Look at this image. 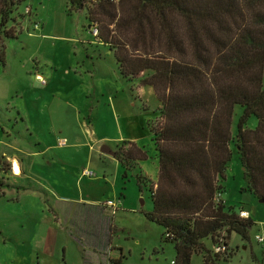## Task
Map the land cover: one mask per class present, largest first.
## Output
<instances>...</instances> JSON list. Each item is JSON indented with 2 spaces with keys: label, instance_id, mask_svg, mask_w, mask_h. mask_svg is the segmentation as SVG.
<instances>
[{
  "label": "rangeland",
  "instance_id": "rangeland-1",
  "mask_svg": "<svg viewBox=\"0 0 264 264\" xmlns=\"http://www.w3.org/2000/svg\"><path fill=\"white\" fill-rule=\"evenodd\" d=\"M67 1L24 0L21 12L28 8L30 17L15 26L16 38L4 43L0 155L17 159L23 174L7 181L10 187L0 188V264H110L107 221L116 228L111 241L121 248L123 264H173V244L144 216L152 210V200L148 189H138L139 171L131 167L123 180L117 161L99 151L104 144L114 148L109 140L134 126L151 139L149 129L158 118L153 100L137 94L139 81L122 79L108 47L92 35L85 20L92 3L68 14ZM241 114L242 108L235 107L233 127ZM256 126L257 120L249 118L247 128ZM5 159L0 157V180L8 169ZM83 170L96 177H82ZM220 184L224 202L246 211L252 227L248 241L230 236L229 251L216 264H264V241L255 240L257 235L264 238V204L244 191L235 153ZM116 197L124 201L114 213L86 202ZM79 199L84 202L73 201ZM83 217L92 222L78 236L73 222ZM203 244L215 247L210 239ZM191 264H204L202 255L194 254Z\"/></svg>",
  "mask_w": 264,
  "mask_h": 264
},
{
  "label": "trees",
  "instance_id": "trees-1",
  "mask_svg": "<svg viewBox=\"0 0 264 264\" xmlns=\"http://www.w3.org/2000/svg\"><path fill=\"white\" fill-rule=\"evenodd\" d=\"M23 2L0 0V64L5 41L30 17L21 12ZM89 2L85 20L122 79L152 88L160 103L150 127L158 179L137 177L139 191L148 189L152 200L144 216L173 244V264H191L194 254L216 264L230 236L248 241L252 227L250 217L239 218L241 209L216 201L233 153L244 191L264 201V0H68L66 11L79 13ZM235 107L242 114L233 127ZM116 159L125 180L146 154L129 144ZM8 187L0 180V188ZM208 239L213 250L203 244ZM221 242L225 252L216 253Z\"/></svg>",
  "mask_w": 264,
  "mask_h": 264
},
{
  "label": "crops",
  "instance_id": "crops-1",
  "mask_svg": "<svg viewBox=\"0 0 264 264\" xmlns=\"http://www.w3.org/2000/svg\"><path fill=\"white\" fill-rule=\"evenodd\" d=\"M25 10H29V9L26 8ZM135 89L137 90L136 92H137L138 95L139 94L140 95H146V96H149L148 98L150 100L151 99L153 100V103L155 105V110L157 112L158 109L160 108V103L158 102L157 98L155 97L152 88L141 86L138 83V86L135 87ZM131 126H133V125H131ZM148 128H149V126H148ZM121 132H122V129H121ZM143 132L144 131H143L142 127H141V130H137L135 128V126H134V130H128L126 133H124V135L120 134L119 137L111 138V140H109V142H111V143H113L115 145L114 148H112V146H110L109 144H107V146L112 151L117 153V148H126V145L133 144L142 153L146 154V159L145 160H143V161H135L131 167H133L134 169H137L139 171V173H140V176H142L143 178L147 179L149 181V182L147 181L149 184H155L157 182V179H158V161H157L156 156L153 155V157H151L149 155L148 150L151 149L149 147L151 145L149 143H146L147 142L146 138L148 137V139H149V135H146ZM150 134H151V131H150ZM149 140H152V134H151V139H149ZM103 141H106V140L103 139ZM104 145H106V144H104ZM0 157H2V158L6 157L5 161H6V163H8V169H7L6 173L4 172L5 173V177L2 178L3 180H5L6 182L7 181H11L12 177L15 178V177H17L16 175L21 176L23 174V170L21 168V163H19V161H17V159H15L13 157L8 158L5 153H2V155H0ZM112 158H114L117 161L118 166L120 167V170H121V166H120L118 160L116 159V156L112 157ZM15 163H17V165L19 167V174H17V172L15 171ZM28 168H30V167H28ZM31 170H32V168H31ZM115 171H116V169H115ZM104 173H106V172L104 171ZM119 173L120 172L118 170V174ZM121 173H122V170H121ZM102 180H104V181L106 180V177L104 175L102 177ZM114 182H115V188H116V180ZM115 188H114V193H115V196H117ZM220 198L224 202V200L222 199V195H220ZM114 200H120L121 203H123L124 197H120V198L116 197ZM73 201L78 202V204L80 202H84L83 199L73 200ZM105 201H107V200H105ZM86 202L88 204H90L94 209H98V211L99 210L102 211V212L108 211L107 209H104L101 206V204L104 201L103 202L102 201H94V199H93V200H87ZM227 206H229V205H227ZM55 217L58 218V216H55ZM91 222L92 221H90V220L88 221L86 217L80 218L79 221L74 220V222H73V227L75 228L74 231L77 233V235L80 234V231H82L85 227H88ZM97 223H98L97 220L93 221V224H97ZM112 224H113L112 221H107V223L104 226L105 229L107 230V233H108V242H110L109 246H108V249H109V253H108L109 259H108V261H109L110 264H123L122 260L124 259V255H123V252H122L121 248L117 247V246H114L112 241H111L112 236L115 235V233H116V228L114 226H112ZM102 228H103V226H102ZM82 236H83L84 244H86L84 235H82ZM115 251L118 252L119 257H115L114 256L115 255V253H114Z\"/></svg>",
  "mask_w": 264,
  "mask_h": 264
},
{
  "label": "built area",
  "instance_id": "built-area-1",
  "mask_svg": "<svg viewBox=\"0 0 264 264\" xmlns=\"http://www.w3.org/2000/svg\"><path fill=\"white\" fill-rule=\"evenodd\" d=\"M112 3H116V0H108ZM24 13L26 15H29L30 14V11L29 10H25ZM35 28H38V26L35 24ZM97 32L95 30H93V35L96 36ZM0 72H1V68H0ZM60 146H64V144L60 143ZM82 177H87V178H95L96 177V174L93 173V172H90L88 170H83L82 172ZM221 198H220V195L217 197V202L220 201ZM120 200H107V201H104L101 206L104 208V209H107V210H110L112 211L113 213L114 212H117L120 208ZM239 218L241 219H249V214L246 212V211H240L239 214H238ZM255 240L258 242V243H262L264 241V238L262 236H259L257 235L255 237ZM225 249H226V245L225 244H222V242L220 243V245H218L216 248H215V252L216 253H224L225 252Z\"/></svg>",
  "mask_w": 264,
  "mask_h": 264
},
{
  "label": "water",
  "instance_id": "water-1",
  "mask_svg": "<svg viewBox=\"0 0 264 264\" xmlns=\"http://www.w3.org/2000/svg\"><path fill=\"white\" fill-rule=\"evenodd\" d=\"M99 151H100V153H102L104 155H108L111 157L116 156V153L114 151H112L107 145H102ZM259 202L264 204V201L262 199L259 200Z\"/></svg>",
  "mask_w": 264,
  "mask_h": 264
},
{
  "label": "bare ground",
  "instance_id": "bare-ground-1",
  "mask_svg": "<svg viewBox=\"0 0 264 264\" xmlns=\"http://www.w3.org/2000/svg\"><path fill=\"white\" fill-rule=\"evenodd\" d=\"M15 171L17 172V174H19V167H18L17 163H15Z\"/></svg>",
  "mask_w": 264,
  "mask_h": 264
}]
</instances>
